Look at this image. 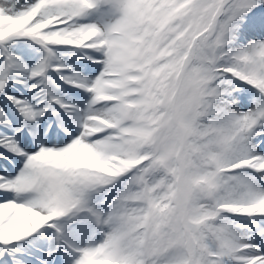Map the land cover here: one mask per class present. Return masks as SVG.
<instances>
[{
	"label": "snow or ice",
	"instance_id": "obj_1",
	"mask_svg": "<svg viewBox=\"0 0 264 264\" xmlns=\"http://www.w3.org/2000/svg\"><path fill=\"white\" fill-rule=\"evenodd\" d=\"M0 264H264V0H0Z\"/></svg>",
	"mask_w": 264,
	"mask_h": 264
}]
</instances>
